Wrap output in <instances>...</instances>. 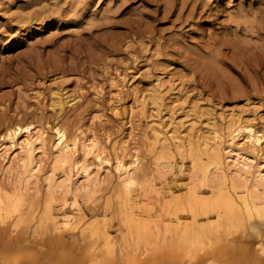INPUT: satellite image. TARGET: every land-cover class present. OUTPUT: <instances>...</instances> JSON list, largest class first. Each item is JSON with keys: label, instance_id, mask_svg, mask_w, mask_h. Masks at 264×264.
Here are the masks:
<instances>
[{"label": "rangeland", "instance_id": "374dc122", "mask_svg": "<svg viewBox=\"0 0 264 264\" xmlns=\"http://www.w3.org/2000/svg\"><path fill=\"white\" fill-rule=\"evenodd\" d=\"M239 120L264 132V0H0V149H8L2 137L11 125L47 131L39 174L29 180L21 207L26 213L19 221L12 216L11 228L15 237L29 234L27 244L37 253L64 248L62 255L73 252L68 258L96 256L111 264L127 252L133 260L144 252H175L184 226L204 228L213 246L234 239L250 250L264 249V210L262 217L245 216L241 225L220 220L212 227L215 213L189 207L193 192L220 204V173L202 177L205 143L215 145L213 131L227 138ZM54 124L81 143L96 142L110 165L96 187L56 190L50 202L44 178L52 167ZM262 147L259 153L240 149L264 161ZM133 153L141 167L126 190L112 167L116 156L128 162ZM196 153L201 159L194 169ZM61 171H54L59 182ZM20 174L1 173L0 184L14 188ZM71 175L77 178L75 170ZM222 187L225 192L228 186ZM235 191L245 194L242 186ZM48 206L58 221L73 217L70 230H54L62 231L57 236L38 221ZM259 206L264 208V198ZM139 224L155 240V252L137 244ZM209 248L206 241L197 254Z\"/></svg>", "mask_w": 264, "mask_h": 264}, {"label": "bare ground", "instance_id": "6f19581e", "mask_svg": "<svg viewBox=\"0 0 264 264\" xmlns=\"http://www.w3.org/2000/svg\"><path fill=\"white\" fill-rule=\"evenodd\" d=\"M60 103L61 101H59V104ZM50 130L53 132L54 136L50 145V163L52 167L48 171L49 175L44 178L46 183L44 186H46L47 189V200L51 202L54 199V193L56 190L60 193L67 194L73 190L75 192L81 190L87 191L89 188H94L99 185L102 182L100 179V171L105 170V167H108L110 164L108 161L109 159L104 156L103 150L98 147L96 142L90 139L88 143L85 144L81 143L77 136H71L70 138V135L68 136L66 133V129L58 124L51 126ZM212 133V138L216 143L215 145L205 143L208 145V148L206 149L207 161L201 163V172L202 177L206 180H210V175L220 173L219 178H217L218 182L215 184L217 185L216 191L218 193V198H221V202L219 204V202L214 203L211 201L209 202L208 200L199 199L197 193L192 191L194 199L191 200L193 203L191 202L192 206L189 207H194L193 209L199 208L206 216H208L210 212L215 213L216 219L210 221L212 227H215L220 220H225L230 225L237 222L241 225L245 216L250 218L254 215L262 217L264 208H261L259 203L262 198H264V161H254L245 150L240 149V146L242 145L243 147L249 148L257 153L261 152L263 148L262 144L264 143V132L258 129L256 124L251 121L239 120L232 124L227 138H223L218 131H213ZM20 134L25 136L19 141ZM46 134L47 131L45 128H36L31 124L25 127L11 125L2 137V140H6L4 145L5 148L8 147V149H5L4 151L0 149L2 150V153L0 154V165L6 162V164H3L0 168V174L3 173L10 176L14 175L19 170H21V174L17 177V186L14 188H5L4 185L2 186L0 184V264H103L99 262L100 260L99 258H96V256H90L91 258L88 257L87 259H81L82 257L80 259H74L73 257L70 258L73 252L71 254L67 252L68 255H70L68 258L65 256L67 254L66 252L62 255L63 253L61 251L64 248L59 252L57 251L59 250L58 248L55 249L50 247L51 249H55L57 253L56 251H51L50 248H46L48 252L37 253V250L32 248L33 246L29 248L27 244L30 240L29 234L23 233L17 237H15L17 234L13 233L15 236L12 235L14 230L11 231V228L16 224V221L14 219L12 220V216H17L16 220L19 221L20 218L23 217V214L25 215L26 213L22 214L23 210H21V207L23 205L24 196L29 190V180L31 178L36 180L37 175L39 174L40 163L37 160L41 155L45 154V147L48 144ZM9 150H11L10 154H8ZM18 151H20V154L16 156L15 154H18ZM78 152L82 153L81 157L77 156ZM90 157H92V162L91 160L89 162L87 160V158ZM192 159L193 168L196 169L198 166L200 167L199 161L201 158L197 153ZM114 164L112 170L117 175L116 177L120 185H123L126 190H129L136 184L135 180L137 177L134 180V176L138 169L140 170L141 159L136 153L131 154L128 162L125 161L122 156H116ZM158 164L161 165L160 160ZM58 168L62 170L60 177L62 178L61 182L54 178V171ZM73 170L77 172L76 179L72 178L71 173ZM79 171H81L83 175L79 173ZM247 174L250 175V178H247ZM225 183L228 187L224 192L222 185ZM238 186L245 188L244 195H236L235 188ZM124 188L122 191H124ZM225 193H228V196H225ZM156 194L159 196L160 193L157 192ZM130 196H127V198H130ZM169 197H172V194ZM172 199L173 198H170V200ZM127 201H129V199ZM74 205L75 209L78 210L79 206L76 200H74ZM160 205L162 204L160 203ZM222 206H225V210ZM72 220V216H65L61 221H58L55 214L51 211L50 206L45 208L44 214H41L38 219L40 223H47L48 226L53 228L51 229L50 227V231H53H49L52 234H56L54 230L57 231L62 228H68ZM180 220V218L177 219L178 224L182 225ZM14 221L15 223L13 224ZM128 222L129 221H127V224ZM136 223H138L137 220L133 223L134 225L131 224V226H134V229L132 227V232L136 228ZM139 225L140 228L137 230V232H139L138 235L135 232L138 236L137 244L146 243L149 245V250L151 248L152 253L155 252L156 249L153 248L155 247V245H153V243H156L155 240L152 242V239L150 240L148 234H146L147 231H144L145 228H141V224ZM72 228L71 230H76ZM14 229L16 230V228ZM167 231L169 230L167 229L166 232ZM179 231H182V233L176 240L178 245L175 243L176 247H174V249L178 252H180L181 249L180 253L173 249L175 252L167 251L154 254V256H148V252L145 253L143 251L144 253H141L143 258L140 257L141 259L135 258L132 260L130 259L129 254L124 252L118 256V264H214L210 262L211 259H216L218 264H264V249L260 247L258 249L250 250L245 244H243L244 242L242 243L241 241H236L234 239L226 241V243L222 245L219 244L218 246H213V241L204 228L185 230L184 226L181 227ZM60 232L62 233V231ZM126 232H128V230ZM58 234L56 235L58 236ZM129 234L132 237L133 233ZM171 239L170 236L169 241ZM127 241L125 240V242ZM206 241L211 244V248L197 254L198 251H201ZM50 243L52 244V242ZM55 243L59 245L58 242ZM132 244H134V242H132ZM138 245L135 247H138ZM249 245L251 244H248V247H250ZM170 246L172 245L170 244ZM197 246L199 248H197ZM65 251H68V249ZM106 259L108 262L111 261L108 257ZM106 259H103L102 261ZM113 262H115V260L112 261L111 264H113ZM117 262L114 264H117Z\"/></svg>", "mask_w": 264, "mask_h": 264}]
</instances>
